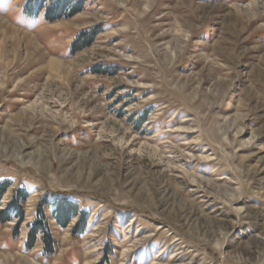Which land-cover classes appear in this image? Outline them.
I'll use <instances>...</instances> for the list:
<instances>
[{
  "label": "rangeland",
  "instance_id": "1",
  "mask_svg": "<svg viewBox=\"0 0 264 264\" xmlns=\"http://www.w3.org/2000/svg\"><path fill=\"white\" fill-rule=\"evenodd\" d=\"M26 3L0 0V210L28 193L0 264H264V0Z\"/></svg>",
  "mask_w": 264,
  "mask_h": 264
},
{
  "label": "trees",
  "instance_id": "2",
  "mask_svg": "<svg viewBox=\"0 0 264 264\" xmlns=\"http://www.w3.org/2000/svg\"><path fill=\"white\" fill-rule=\"evenodd\" d=\"M82 4L83 0H27L24 11L31 17H35L40 13H43L45 20L53 22L76 14L80 11ZM92 39L93 34L90 32L82 35L79 41L84 40L87 44H89ZM76 44L77 43H75L74 46H76ZM9 186L10 183L8 181L0 182V200ZM27 196L28 193L25 190H16L7 207L0 210V223H6L9 221L12 218L11 214H15V218L20 217L22 214V208L19 204L20 202L26 200ZM44 207L45 206L40 202L36 209L35 219L30 225L25 247L27 249H32L37 236H39L43 245L42 251L44 253H51L54 250L55 241L51 236ZM54 212L55 220L65 226L69 223L72 217L80 214L81 211L78 213V209L75 207L72 200L66 201L65 198H59L55 204Z\"/></svg>",
  "mask_w": 264,
  "mask_h": 264
},
{
  "label": "bare ground",
  "instance_id": "3",
  "mask_svg": "<svg viewBox=\"0 0 264 264\" xmlns=\"http://www.w3.org/2000/svg\"><path fill=\"white\" fill-rule=\"evenodd\" d=\"M11 29H14V30H18V29H16V28H14V27H11V26H9ZM24 35H28L29 37L31 36L29 33H27V32H24ZM2 39V38H1ZM31 43H32V46H33V48L35 49V51H37V50H41V48H40V46H38L35 42H34V40L31 38ZM51 61V64L49 65L52 69H57L58 67H60L59 66V62L57 61V60H54V59H51L50 60ZM50 69V68H49Z\"/></svg>",
  "mask_w": 264,
  "mask_h": 264
}]
</instances>
